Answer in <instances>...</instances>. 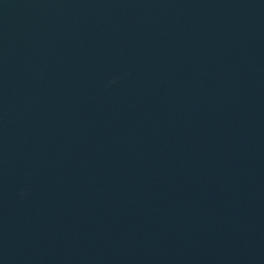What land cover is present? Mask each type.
<instances>
[{"label":"water","instance_id":"95a60500","mask_svg":"<svg viewBox=\"0 0 264 264\" xmlns=\"http://www.w3.org/2000/svg\"><path fill=\"white\" fill-rule=\"evenodd\" d=\"M0 264H264V0H0Z\"/></svg>","mask_w":264,"mask_h":264}]
</instances>
